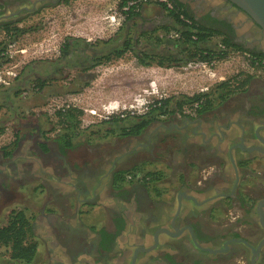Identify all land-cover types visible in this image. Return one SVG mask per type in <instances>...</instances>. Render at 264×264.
<instances>
[{"label": "flooded vegetation", "instance_id": "1", "mask_svg": "<svg viewBox=\"0 0 264 264\" xmlns=\"http://www.w3.org/2000/svg\"><path fill=\"white\" fill-rule=\"evenodd\" d=\"M59 1H0V27L8 33L16 21ZM181 1L205 25L264 56L263 28L228 0ZM0 50L6 57L8 48L0 44ZM259 81L258 92L245 87L235 96L218 98L201 114L155 118L140 135H128L132 146L121 144L114 160L105 158L109 167L102 175L103 165L86 162L76 168L58 152L22 158V144L30 143L20 139L6 165L0 164V193L7 199L16 196L4 187L5 180L21 186L35 181L46 197L35 216L22 207L9 212L24 211L29 218L28 240L37 246L34 260L43 249L46 257L39 264H264V79ZM168 140L175 156H189L211 173L191 183L184 172L172 190L169 177L146 165L116 182V172L138 165L139 152L152 162H166L167 150L159 154L157 149ZM178 140L182 151L176 150ZM46 142H39L40 148ZM49 190L53 194L47 197ZM52 204L58 208L48 210ZM97 205L106 219L99 226L85 217ZM215 214L219 220L213 223Z\"/></svg>", "mask_w": 264, "mask_h": 264}, {"label": "rangeland", "instance_id": "2", "mask_svg": "<svg viewBox=\"0 0 264 264\" xmlns=\"http://www.w3.org/2000/svg\"><path fill=\"white\" fill-rule=\"evenodd\" d=\"M121 2L61 0L59 4L48 5L16 21L15 27L24 30L21 33H5L0 27V43L8 48L0 63L1 153L10 152L12 157L21 139L30 143L28 147L22 144V158L30 154L34 158H48L51 153L58 152L76 168L87 166L86 162L93 166L103 165L100 175L106 174L109 167L106 160H114L122 145L135 143L130 136L121 134L130 128V122L143 118L162 119L170 114L179 118L176 107L184 98L208 93L216 102L222 93L219 84L227 80H232L235 92L229 94L235 96L245 87L238 89L234 80L240 81L255 73L235 49L221 46L224 35L213 34L200 43L187 42L176 35L185 30L183 26L174 23L163 27L155 20L161 16L160 9H147L149 5L159 4L145 3L143 17L129 19ZM152 17L154 19H150ZM127 37L138 39L135 49L121 57L113 52L110 58L105 57ZM65 46L66 52L63 51ZM202 51L214 53L213 57L203 60ZM140 54L153 56L151 63L142 64ZM260 79L264 78L256 72L247 90L258 92ZM165 99L171 100L168 110L174 112L164 113L157 109ZM184 102L189 109L194 106L193 100ZM72 111L76 115L73 123H66L58 113ZM76 121L77 132L72 135L74 147L63 153L57 138L62 132L69 133L67 126ZM146 139L147 133L143 135L145 142ZM42 141H47L44 147L41 145L43 149L39 143ZM168 141L157 149L159 154L167 150L166 162H152L142 158L145 152H139L142 156L137 160L138 165L161 170L170 178L168 188L172 190L176 188L175 179L184 172H189L190 182L195 183L202 167L194 164L189 156H175V150L171 149L173 142ZM176 144V150L182 151V141ZM128 161L127 164L132 163ZM256 168L259 169L258 163ZM36 184L35 181H28L24 186L14 180L3 182L16 196L7 199L0 193V227L7 224L12 208L22 207L28 216L38 213L47 199L41 197ZM52 194L49 190L47 197ZM55 205H48L47 209L56 210ZM85 217L92 225L106 222L104 210L99 205L90 207L89 216ZM217 220V217L213 219V223ZM3 245H0V264H9L8 249ZM45 257L44 250L40 249L32 264H39Z\"/></svg>", "mask_w": 264, "mask_h": 264}, {"label": "trees", "instance_id": "3", "mask_svg": "<svg viewBox=\"0 0 264 264\" xmlns=\"http://www.w3.org/2000/svg\"><path fill=\"white\" fill-rule=\"evenodd\" d=\"M131 0H122L121 6L122 8L128 6V3ZM174 2V9L169 11V14L171 17L174 19V21L178 24L185 27V30L182 31L181 37L184 38L185 41L187 42H194V43H200L202 41L208 40L213 34H219V36L224 35V38L222 39V44L226 45L227 47L230 48H236V49H242V50H247L241 45L235 44L232 42L231 38L221 29L209 27L205 25L203 22L200 20L196 19L194 15L186 8L185 3L181 2L180 0H173ZM141 6H130L128 10H123L124 12L127 13L128 18H133V17H141ZM180 14H184L187 18L191 20V24H183V22L180 20ZM190 29L197 30V32H192ZM24 30L21 28H12L9 30L11 34L14 33H21ZM193 36H196L194 38ZM138 39L133 40V38L127 37L124 41L123 44L120 45V47L115 46L109 52L105 55L106 58H110V55L112 54L111 52L114 53V55H117L121 57L124 55L127 51L131 49H135V45ZM1 44V43H0ZM68 45V44H67ZM66 45V46H67ZM63 47V51L66 52L67 48ZM0 50V63H3L4 59L1 55ZM249 51V50H248ZM254 56L262 57L264 58L263 55L252 52ZM214 53L210 52H201L200 57L207 61L210 60L211 57H213ZM221 57V56H220ZM151 59H153V56L150 54H140L139 61L142 64H149L151 63ZM160 64H164V62H159ZM254 74L247 75L246 78L238 81L239 79L236 78L234 82L236 81L235 84H238V89H243L244 87L247 86V84L250 82V80L253 78ZM232 80H227L226 82H223L219 84L220 87H222V93L221 96L222 98L229 96V93L235 92L234 84L231 83ZM245 89V88H244ZM224 91V92H223ZM219 97V98H220ZM202 98H204V101L201 103L198 112L201 114L203 112H206L207 110H210L215 103V100H212V98L208 97V93L206 94H200L196 95L195 97L192 98H184V100L178 102V107L176 109H181L183 108L184 104H187L184 102L185 100H193L194 102L200 101ZM171 102L170 99H165L162 102L160 101V107H158V110H161V112H174L175 110L169 109V103ZM75 111L68 112V113H63V112H58L59 115L65 119L66 123H73L72 118L76 116L74 114ZM78 114V111H77ZM154 120V119H135L133 122H130L132 124L129 129H126L125 132H121L122 135H140L143 130L149 125V123ZM75 124H78L76 121L74 124L68 125L67 129L69 130V133L62 132L59 137L57 138L60 150L63 153H66L68 149L72 148L74 146L73 140H72V135L73 133H76V128L77 126ZM67 130V131H68ZM115 132V131H114ZM113 133V131H112ZM107 135H112L111 133H108ZM46 144L43 145V147ZM7 155L10 154V152L6 153ZM146 165H136L134 166L131 170H124V171H119L116 172L115 174V180L116 182L119 181H124L126 179V176L130 173H136L140 170L143 169ZM153 174V173H151ZM154 178V177H153ZM158 178V177H157ZM32 230H31V223L29 218H27L26 214L24 211H13L8 219L7 224L4 226L0 227V244H11L12 247V252H11V262H19V263H30L34 260L36 252H37V246L33 242L28 240V237L30 236ZM27 239V240H26Z\"/></svg>", "mask_w": 264, "mask_h": 264}, {"label": "built area", "instance_id": "4", "mask_svg": "<svg viewBox=\"0 0 264 264\" xmlns=\"http://www.w3.org/2000/svg\"><path fill=\"white\" fill-rule=\"evenodd\" d=\"M155 3V4H159L162 5L163 7L166 8V10L170 11L174 9V2L173 0H131L128 3V6L124 7L123 10H128L130 6H141L144 5L145 3ZM180 20L183 22V24H191V20L189 18H187L184 14H180ZM184 27V25H183ZM185 29V27H184ZM192 32H197V30H193L190 29ZM181 33H176L177 36L181 37ZM194 38H196V36H193ZM221 46H223V48L225 49H231L234 51H237L238 54H240L243 58H245L247 64L249 67H252L253 71L255 72L254 75L256 74V72L259 74V77H263L264 78V58L260 57H256L253 54H251V52L247 51V50H241V49H236V48H230L227 47L224 44H221ZM204 101V98H202L200 101H196L193 103V107H191V109L188 108V106H183V108L178 109L177 113L178 116L181 115H191L194 116L195 114H197L198 109L201 105V103ZM146 172V170L144 171ZM149 172H153L152 170H149ZM3 245V244H0ZM3 247H6L8 249V253H7V258L9 260H11V252H12V247L11 244H4Z\"/></svg>", "mask_w": 264, "mask_h": 264}, {"label": "water", "instance_id": "5", "mask_svg": "<svg viewBox=\"0 0 264 264\" xmlns=\"http://www.w3.org/2000/svg\"><path fill=\"white\" fill-rule=\"evenodd\" d=\"M39 1L40 0H38V2ZM228 1L231 3V5L237 6L248 17L253 18L257 22V24H259L264 30V0H228Z\"/></svg>", "mask_w": 264, "mask_h": 264}, {"label": "crops", "instance_id": "6", "mask_svg": "<svg viewBox=\"0 0 264 264\" xmlns=\"http://www.w3.org/2000/svg\"><path fill=\"white\" fill-rule=\"evenodd\" d=\"M181 1V0H180ZM182 2V1H181ZM184 3V2H183ZM143 6V5H142ZM145 9V7L143 6V8H142V10H141V12L143 11ZM147 9H154V11H158L159 9V13L161 14V16H160V18H155V20L161 25V26H163V27H165V26H168L169 24H174V23H176L175 21H174V19L171 17V15L169 14V11L168 10H166V8L165 7H163L162 5L161 6H159V5H149L148 6V8ZM156 9H158V10H156ZM191 12V11H190ZM143 13V12H142ZM192 13V12H191ZM193 14V13H192ZM142 17H143V14H142ZM196 18V17H195ZM150 19H154V17H152V18H150ZM158 19V20H157ZM197 19V18H196ZM210 27V26H209ZM8 159H10V156L9 155H7L6 153H1L0 152V164L2 165V164H5L6 165V163L8 162ZM209 173H211L209 170L208 171H202L200 174H201V177L200 178H202V176L205 174H209ZM214 173V171H212V174ZM200 180V179H199ZM90 219H91V217H90ZM91 220H93V221H95L96 220V218H92ZM97 221H98V219H97Z\"/></svg>", "mask_w": 264, "mask_h": 264}]
</instances>
